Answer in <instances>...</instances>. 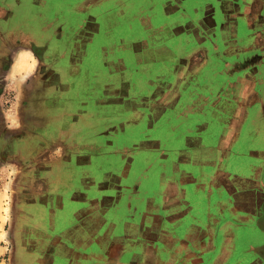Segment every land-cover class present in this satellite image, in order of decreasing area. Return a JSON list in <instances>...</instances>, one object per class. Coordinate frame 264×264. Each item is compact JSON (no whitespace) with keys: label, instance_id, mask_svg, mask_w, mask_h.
<instances>
[{"label":"crops","instance_id":"crops-1","mask_svg":"<svg viewBox=\"0 0 264 264\" xmlns=\"http://www.w3.org/2000/svg\"><path fill=\"white\" fill-rule=\"evenodd\" d=\"M108 1L78 2L82 10L88 12ZM111 1L113 14L104 17L111 22L106 25L112 27V38L110 41L107 28L101 59L108 62L112 58L114 67L118 68L104 71L106 88L112 90L105 96V108L120 103H127L128 108L106 112L103 117L94 110L74 118L73 111L49 108L43 112L44 116L39 110V114L48 119L44 129L48 130L49 143L65 147L67 155L53 160L54 164L47 167L45 173L29 177L46 180V185H50L49 189L34 191L33 195L34 198L50 195L54 201H66L71 218L68 222L50 221L46 227L54 231L63 226L70 232L84 224L77 225L73 221L78 195H87L89 189L98 195L106 192L98 186L84 184L83 179L88 175L83 176L82 172L91 171L99 160L111 159L119 163L116 169L121 175L145 172L146 184L158 176L161 180L167 177L175 181L177 186L168 189V193L176 192L177 209L189 215L198 209L225 210L229 215V220L222 225L226 258H264V0ZM36 2L0 0L1 167L9 163L7 149L13 139L16 138L21 147L24 144L40 147L42 142H48L44 139L46 136L41 135L43 126L35 111L32 122L37 128L19 119V114L27 116L37 94L39 97L42 94L39 107L43 103L48 106L46 101L51 105L54 98L45 93L51 91L53 85L39 72L40 64L32 49L39 40L32 38L31 31L28 36L20 31L12 35L10 42L7 30L21 25L16 21L19 16L37 19L36 11L40 8ZM26 53L33 58V68L18 72L16 65ZM123 86L129 95L118 93ZM10 89L15 90L20 99L14 107L17 110L12 113L18 118L13 125L9 123V109L4 102ZM98 126L106 127L104 132H107L97 131ZM124 129L130 133L123 135ZM141 129H144L143 135L139 134ZM10 133H14L11 139ZM81 134H87L93 141L77 142ZM90 145L118 150L96 153L89 151ZM158 156L160 163L154 165ZM110 169L105 168L100 180L107 179L110 173L117 174ZM164 170L168 171L167 175ZM77 172L81 174L76 178ZM62 179L67 182L64 186ZM154 189L151 186L144 190L150 193L149 190ZM202 194L209 200L217 196H224L225 200L218 204L204 200L201 208H197L194 196ZM59 207L58 204L57 211ZM7 209L1 206L0 211ZM178 210H174L175 215H167V220L175 222L177 227L180 226ZM5 216L7 226L11 225V220L15 226L35 224L20 206L15 210L14 219L9 220L7 212ZM211 219L204 222L209 227V236L214 234ZM125 226L128 233L131 225ZM64 235L59 231L56 234L66 238ZM100 242L97 233L91 243ZM208 244L207 251L216 245L211 238Z\"/></svg>","mask_w":264,"mask_h":264},{"label":"rangeland","instance_id":"rangeland-1","mask_svg":"<svg viewBox=\"0 0 264 264\" xmlns=\"http://www.w3.org/2000/svg\"><path fill=\"white\" fill-rule=\"evenodd\" d=\"M72 5L70 7L68 3L53 0L50 8H47L42 17L38 19L39 26L30 27L33 29L31 32L28 29V31L25 30L26 25L19 16L17 19L21 27L16 24L17 29H7L9 41L11 42L12 35H16V32L23 31L26 36H28V32L31 33L32 38L36 41L39 40V45L46 48L42 52L44 60L39 61L38 54L36 55L34 52L40 68L48 70L50 67H55L52 56L54 55L55 58L58 49H52L49 45L61 40L64 28L73 25L70 22V14H79V11L82 10L80 2H74ZM44 26L45 30H43ZM24 41V43H28L26 40ZM34 42L32 41V43ZM4 102L9 109V123L17 124L18 118L12 114L17 110L14 108L16 103H20V99L16 97V91L10 89ZM19 119L31 123L29 117L25 115L19 114ZM99 128L98 126L97 131L107 132H104L106 127H101L100 130ZM13 134L10 133V139ZM90 134L92 132H89ZM15 139L10 141L9 163L0 166V210L1 206L3 209L8 208L6 211H0V264H264V258L260 257L242 259L224 256L225 230L222 227L229 220V215L225 210L212 209L209 212L198 209L189 215V213L177 209L178 196L176 192L168 193V189L177 186L175 181L167 177L161 180L158 176V179L154 178L146 184L143 177L145 172L121 175L116 169L119 168V163L111 159L99 160L94 163L91 171L82 172L83 176L88 175V178L83 179L84 184L98 186L106 193L98 195L89 189L87 195H78L79 201L74 205L77 213L74 216L76 220L73 221L78 222L81 219L84 224L65 233L70 242L58 239L56 234L60 228L57 227L54 231L49 230L50 228L46 227V224L54 220L61 222L71 220L67 218L68 213L62 209L66 201H54L50 195L34 198V191L49 189L50 185H46V180L39 181L38 178L34 180L29 177L35 175L36 167L45 169L54 164L53 160L56 158L64 159L67 155L66 148L52 145L47 136L44 139H47L48 142L44 141L45 143L40 147H32L28 144L21 147ZM91 149L96 153H105L112 148L90 145L89 151H92ZM112 150L115 152L118 149ZM17 157L21 160L20 162ZM159 163L158 157L153 164ZM122 164L125 165L123 161ZM105 168H111L110 170L117 174L110 173L107 175V179L100 180L101 176L104 177L102 173ZM165 171L164 173L167 175L168 171ZM80 174V172L75 173V177H79ZM43 177L46 176L43 175ZM67 181L71 184V180ZM60 182L64 186L66 180L62 179ZM74 184L71 185L75 186ZM151 186L156 189L149 190L150 193H147L144 189ZM205 196L204 194L194 196L196 204H198L197 208H201L204 200L206 203L212 202L213 204L224 203L225 200L224 196H217V199L214 200H209ZM58 204L62 207H59L60 210L57 211ZM18 206L28 212L35 224L28 222L15 226L11 220V225L7 226L6 212L9 213V220L14 219ZM71 206L73 207L72 204ZM81 208L83 209L81 210ZM174 210H178L180 213L179 227L175 226V222L173 224L169 221L170 219L167 220V215L176 214ZM209 218H212L211 222L214 226L212 228L214 234L211 236L207 233L209 227L204 223L208 222ZM111 223H113V227H110ZM98 225L99 229H97ZM125 225H131V230L128 233L125 231ZM188 232L191 233L186 235ZM97 233H99L101 241L98 245L91 243V240L97 237ZM8 235H10L11 241ZM209 238L216 245L207 251ZM230 246H232L231 241L228 243L229 250H231ZM49 254H51V258Z\"/></svg>","mask_w":264,"mask_h":264},{"label":"flooded vegetation","instance_id":"flooded-vegetation-1","mask_svg":"<svg viewBox=\"0 0 264 264\" xmlns=\"http://www.w3.org/2000/svg\"><path fill=\"white\" fill-rule=\"evenodd\" d=\"M54 1L68 3L70 4V7L73 6L72 4L75 1L81 2V0H54ZM52 2L53 0H37L36 5L38 4L40 8L39 10L36 11L38 12V18L32 20L27 18L26 17L27 15L21 17L23 23H25V25L27 26V27L25 26V30L28 29L29 31H32L33 30L32 28L34 27L36 28L37 25L39 26L38 19L42 17V15L44 14L47 8H50ZM112 6L114 5L113 2L110 0L108 2H105L104 4H100L94 7L93 9H88L87 10L88 12H84L83 9L79 11V14H70L71 15L70 22L71 24L73 23V25H71V27L66 26L64 28L65 30L63 31L61 40L56 39L57 40L56 43L55 42L50 43L49 47H51L52 49L54 48L56 50L58 49L55 58L54 55L52 56L53 57L52 61H54L55 67H50L48 70L41 67L39 72L41 73L43 78H45V81L50 83L49 85H53L52 86L53 89L51 91L48 90L45 93L46 94L50 93L51 98L53 97L54 98L52 100L51 105H49V102L46 101L48 103V106H46V104L44 105L43 103L40 104L39 107V100L42 94H40V97L37 94L35 101L34 100L31 101L30 104L31 108H29L28 111L26 110L28 113V114L26 113L27 117H29V120L31 122L30 126L33 128L36 127V123L34 124V122H32L33 111H35L36 116L37 115L40 116L43 127L41 130L42 133L41 132L39 133L45 134L46 136L48 134L47 133L48 130L44 129V125L47 124L48 119L41 116L39 114V110L40 113L43 114L44 116L45 114L43 112L48 110L49 108L53 110L62 109V110H68L69 112L73 111L74 115L72 114V116L74 118V116H78L80 114L85 115L86 113H92V111L94 110L96 112L98 111V113L100 112L101 113L100 115L103 117L106 114V112H111L112 110L117 112V111H121L122 108L123 109L128 108L127 103L124 104L120 103L114 105L107 103L112 106H107L105 108V102H106L105 96L106 94L108 96V93H111L112 90L111 88H106L104 71H111L112 69L118 68V67H114L112 58H110L108 62H105L104 60L101 59L102 54L104 55V48H103L104 32L107 28L110 27L109 25L107 26L106 24H111L110 20L105 21V19H107L108 16L110 17L113 14ZM37 8L38 6L36 7V9ZM19 11H20L19 13L21 14L22 10ZM82 11L85 13L86 17L83 16L84 13H82ZM105 14L107 15L106 16L107 18L104 17ZM16 21L18 24L20 23L18 19H16ZM31 26L32 28H30ZM22 27L24 28L23 24ZM45 28L46 27L44 26L43 30H45ZM111 28H109L110 41L112 38ZM40 45L39 43L36 45L34 44L32 45L33 51L36 53V55L38 54L39 61L44 60V56H42V52L44 51V49H46L44 47H41ZM109 53H111V51ZM118 93L122 95H129V92H127V89H125L124 86L122 87L121 90L118 91ZM47 99L48 98L45 97V100ZM31 117L32 119H30ZM66 123H69V119H66ZM128 133L130 132H128L126 129L122 131L123 135H127ZM139 134L143 135L144 129H141ZM86 136L85 134L79 135L78 137L80 138H78L77 142L85 143V142L93 141L89 139V137L87 138ZM43 143L45 142H42L41 145ZM124 145L125 144H121L122 147ZM48 168H50V166ZM48 168L39 169V167L38 168L36 167L35 175L45 173L47 171L46 169ZM62 209L64 212L66 211L68 213L66 203L64 204ZM67 218L71 219L69 216ZM79 221L81 222V219ZM58 224H60V222ZM61 227L58 226V228H60L59 233H61V235H64L65 233L69 232L67 228H64L63 226ZM64 231L66 232L64 233ZM66 235L67 234L64 235L66 238L64 237L62 238L61 236L60 237L57 236V238H61L65 242H70V240H68V236Z\"/></svg>","mask_w":264,"mask_h":264},{"label":"bare ground","instance_id":"bare-ground-1","mask_svg":"<svg viewBox=\"0 0 264 264\" xmlns=\"http://www.w3.org/2000/svg\"><path fill=\"white\" fill-rule=\"evenodd\" d=\"M135 37V36H134ZM132 38V37H131ZM135 39V38H134ZM133 40V38H132ZM131 41V40H130ZM18 62V61H17ZM33 58L30 54L26 53L23 54V56L21 57V59L19 60V62L16 65V70L18 72L22 71V70H30L31 68H33ZM24 72V71H23Z\"/></svg>","mask_w":264,"mask_h":264}]
</instances>
